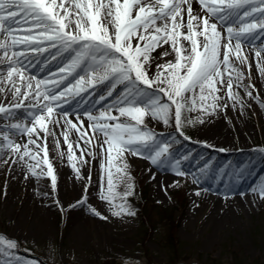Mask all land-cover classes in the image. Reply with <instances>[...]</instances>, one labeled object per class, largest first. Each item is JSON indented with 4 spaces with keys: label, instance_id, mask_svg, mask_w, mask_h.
<instances>
[{
    "label": "snow or ice",
    "instance_id": "1",
    "mask_svg": "<svg viewBox=\"0 0 264 264\" xmlns=\"http://www.w3.org/2000/svg\"><path fill=\"white\" fill-rule=\"evenodd\" d=\"M196 2L203 15L200 12L194 14L192 0H123L122 3L121 0H70L67 6L65 0H59V3L57 0H0V37H3L0 39V51L3 52L0 65L7 67L6 77L0 69V84H11L8 90L18 101L10 107L0 105V114H3L0 118H14V110L25 107L31 120V126L25 123L0 126V131L4 132L0 136V151L10 150L14 158L26 164L32 176L50 178L54 191L57 177L48 159L46 146L43 148L44 156L40 158L41 146L37 143L40 130L44 131L46 140L50 134L46 122L60 124L53 114L67 95H79L90 87L107 82V96H112L118 85H124L114 102L99 111L98 115L89 112L87 119L92 122L89 128L93 136L102 138L98 139L99 151L106 154L107 194L101 193V196L109 202L119 196L124 202L115 205L119 211L114 214L134 216L136 213L126 202L133 194V185L128 184L127 191L120 196L114 191L111 169L115 167L117 173L127 174L126 164L121 167L115 163L122 162L126 151L141 156L147 152V158L153 164L165 160L171 163L170 143L174 142H158L156 134L146 127L141 128L143 117L150 114L167 124L174 110L175 127L179 130L182 110L186 107L193 111L199 102L201 112L208 114L221 108L226 112L229 107L236 108L237 105L243 109L240 93L234 91V87L244 89L248 97L253 96L255 85L244 83L245 72L237 66V62L247 65L250 76L252 65L248 55L242 51L241 38L254 36L257 31L264 33V0ZM232 16L239 19V27L232 24L225 27V22ZM157 21L161 23L158 25ZM73 23L75 31L66 30ZM109 26L112 28L111 35ZM157 48L161 51L153 57L152 53ZM45 53L50 57V60L45 57V63L58 58L62 60L58 71L44 79L26 76L24 61L30 55L43 56ZM64 53L69 54L66 60ZM262 53L264 47L255 51L258 61L264 60ZM173 55L174 60L157 62L155 76L149 77L146 65L150 66V62L157 57ZM260 71L264 74V63ZM73 73L78 76L75 83L56 91ZM14 74L26 86L27 90L23 93L13 80ZM225 89L224 94L227 100L232 101L231 105L221 103L224 98L221 91ZM4 91L5 88L0 87V92ZM186 93H191L189 99H186ZM163 97L167 98L166 102ZM104 99L106 97L102 95L100 100ZM26 100L28 104H25ZM113 109L118 115L112 114ZM120 117L130 120L121 122ZM62 119L66 129H76L79 140L85 145L90 144L91 137L84 129L79 114L76 115L79 124L73 123L66 112L62 114ZM8 132L26 135L27 142H14ZM63 135L68 142V131ZM67 148L68 161L72 162L79 177L73 145L67 143ZM84 155L82 150L81 159ZM87 155L94 158L91 151ZM42 165L47 166L46 171ZM259 194L264 197V188ZM84 203L86 200L78 201L77 206ZM4 247L5 242L0 239V251ZM16 247V243L10 240L6 244L7 250ZM17 264L20 262L17 261Z\"/></svg>",
    "mask_w": 264,
    "mask_h": 264
},
{
    "label": "rangeland",
    "instance_id": "2",
    "mask_svg": "<svg viewBox=\"0 0 264 264\" xmlns=\"http://www.w3.org/2000/svg\"><path fill=\"white\" fill-rule=\"evenodd\" d=\"M232 25L237 27V24ZM44 64L45 61L42 65ZM60 66L62 64L50 66V70L58 71ZM237 66L245 72L244 83L254 84L255 88L252 90L253 96L248 97L244 89L234 87V91L240 93L244 107H229L221 114L226 128H231L236 133L231 149L225 146H205L200 141V136H196L200 121L203 115L207 114L201 112L199 102L193 111H189L187 107L182 110V125L179 130L175 127L174 110L170 113L167 124L150 114L143 117L141 128L146 127L156 134L158 142H174L170 143L171 163L165 160L163 163L153 164L151 159L147 158V152L141 156L126 151L122 162L115 163L121 167L126 164L127 174L117 173L115 167L111 169L114 191L120 196L127 191L128 184L133 185V194L126 202L136 213L134 216L114 214L119 211L115 205L124 202L119 196L111 202L102 198L101 193L107 194L106 154L98 152L94 154V158L88 156L91 145L84 143L80 151L84 150L85 155L82 159L81 152L76 156L80 168L79 178L82 180L81 187L76 188L73 185L66 188L63 179H57L56 189L53 191L50 178L39 176L42 181L48 182L55 195L46 214L37 216L32 208L24 207L20 200L21 195L17 192L14 194V188L17 191L23 190L19 185L12 188L11 203H6L3 196L11 188L10 180L15 170L10 168L14 158L10 154L0 166V239L5 242L4 250L0 251V264H17V261L20 264L23 261L32 264H228L230 258L235 256L241 264L264 262V197L259 194L260 189L264 188V146L260 147L264 144V74L259 70L257 63L253 65L254 69L250 70V76L247 65L237 63ZM145 67L149 71L150 68ZM77 78L78 76L62 84L59 91L69 83L74 84ZM225 91L226 89L221 91L223 101L231 105L232 101L227 100ZM185 97L189 99L191 93H186ZM166 99L163 97L165 102ZM80 114L86 115L82 112ZM126 120L130 118H120L121 122ZM40 132H43L37 140L41 146L40 158H43V148L46 146L48 159L52 163L49 150H54L55 144L47 146L44 131ZM88 136L92 140L90 129ZM180 147L182 152L179 151ZM254 147L258 149L255 158L259 160L260 166L256 175L247 179L254 186V200L249 207L233 209V221L221 231L209 234L208 229L202 227L201 219H196L198 213L194 210L203 203L205 195L210 192L207 189L208 184L219 190H229L232 186H237V179L228 177V167L233 165L234 157H251ZM199 149L206 153L208 151L216 156L215 158H227V166L216 164L215 158L200 159L186 165L189 157ZM184 153L189 155L181 156L180 160V155ZM52 158L56 160L55 152ZM22 165L26 166L24 162ZM42 167L46 171L47 166ZM196 167L198 169L195 170ZM152 168L163 169L162 172H169L170 177L163 181L158 180L151 172ZM39 171L37 168V172ZM214 172H222V176L218 174L225 178L214 177ZM54 174L56 175V170ZM192 187H198L201 192L197 201L191 195ZM216 193L212 191L211 194ZM243 193L247 194L245 191ZM81 200H86V203L77 206V202ZM88 208L99 211L101 216L88 218ZM75 212L81 214L83 221V231L78 233L80 236L76 234L74 226ZM166 212L175 221V226L170 232L172 247L166 242L167 232L163 224L164 218L161 217V214ZM142 221L147 225H143ZM31 224L36 227H30ZM9 240L16 243L15 249H6Z\"/></svg>",
    "mask_w": 264,
    "mask_h": 264
},
{
    "label": "bare ground",
    "instance_id": "3",
    "mask_svg": "<svg viewBox=\"0 0 264 264\" xmlns=\"http://www.w3.org/2000/svg\"><path fill=\"white\" fill-rule=\"evenodd\" d=\"M59 3V0H57ZM70 2V0H65L66 6ZM123 0H121V3ZM193 3V9L194 14L196 12H200L201 15H203V10L199 7L196 0H192ZM72 10V9H70ZM63 14V13H61ZM133 15H135V12H133ZM187 19V16H185V21ZM104 21L102 20L101 23ZM215 22V21H213ZM86 23V21H85ZM161 22L157 21V24L159 25ZM67 24V21H66ZM228 24H237V27H239V19L236 16H232L228 18V20L225 22V27ZM69 28L72 31H75V24L66 27V30H69ZM218 28L220 26L218 25ZM223 31V29H221ZM112 28L109 26V34L111 35ZM3 37H0L2 39ZM242 42V51L248 55L249 63L252 65L251 69H254V64L257 63L258 68L260 70L262 60L258 61L255 57V51L258 50L261 47H264V33H260L257 31V33L254 36H247L241 38ZM235 43V40L233 41V44ZM186 44V42H185ZM133 45L135 46V41H133ZM187 46V44H186ZM165 47H168V45H165ZM161 49L157 48L155 52L152 53L153 57H156V53L160 52ZM11 55V52L9 53ZM68 53H64V58L66 60V57L68 56ZM0 56H3V52L0 51ZM262 57H264V53L261 54ZM45 57L48 59L50 58L47 53H45L43 56H29L27 60L24 61V68H25V75L28 77H35L36 79H44L51 75V73L56 72V69H53L52 72H48L50 66L54 67L57 64H62L61 59H57L55 61H50L47 63V65H42V63L45 61ZM222 58V56H221ZM174 60V55L172 57H157L155 60H152L150 62V66H148L150 69L148 71L149 77H154L156 74V63L157 62H164L167 60ZM254 63H252V62ZM238 63V62H237ZM0 69H2L4 76L6 77L7 74V67L4 65H0ZM51 71V70H50ZM79 72V69H77ZM259 73V71L257 70ZM77 77L76 73H73L71 76L67 78L62 84L68 82V80H73V78ZM13 80L16 82V85L20 87L21 92L23 93L26 91V86H24V82L20 80L19 76L15 75L13 76ZM34 83V81H33ZM61 84V85H62ZM60 85V86H61ZM0 87H4L5 91L0 92V105L5 107H10L13 103H16L18 101L14 100L12 97V93L8 90L12 87L11 84H0ZM124 85H118L117 90L113 93L112 96H107V82L104 84H97L95 87H91L87 89V91L76 95V96H70L67 95L59 105L57 111L54 112L53 116L56 119L60 120V124H54V123H47L46 126L48 129V132L50 133L47 136V146H50L52 144H55L54 150L50 151V159L52 160V165L54 170H56V177L57 179H63V183H65L66 188H69L71 186H82V180L77 176L76 170L72 167V162L68 161V148L67 143H71L73 145V153L75 156H79L80 154V148H82L83 142L79 140V133L76 129L68 130L65 128L63 124L62 114L68 113L69 117L72 119L73 123L79 124V121L76 120V115L79 114L80 120L84 123V129L88 130L89 125L92 123L87 119V114L91 112L93 115H98V112L101 110H105L106 106L112 102H114L115 98L123 91ZM56 91H59V88L56 89ZM105 96L106 99L100 100L101 96ZM29 101H25V104H28ZM221 103L223 104L224 101L222 100ZM80 112L86 113L85 116L81 115ZM225 111L221 108L217 110L216 112L212 114H205L202 117L203 122L198 127V132L196 133V136H200L201 142L205 146H225L231 149L232 143L234 141V137L236 136V133L231 128H226V126L222 122L221 114ZM15 116L14 118H0V126L3 125H10L13 123H25L31 126V120L28 119V112L25 107H21L19 109L14 110ZM71 113L73 114L71 115ZM113 115H118V112L113 109L112 110ZM3 114H0L2 116ZM121 118V117H120ZM68 131V142H65L64 139V132ZM43 134V132H40ZM4 134L3 131H0V136ZM10 139H12L16 143L24 144L27 142V136L21 135L14 132H8L7 133ZM35 139V137H33ZM98 137L93 136L92 140L89 145L90 151L93 152V154H98L99 148H98ZM57 141L59 144H57ZM39 143V142H38ZM77 144H79V147H77ZM263 144V143H262ZM260 145V147L264 146ZM32 147V146H30ZM182 147H180L179 151L182 152ZM257 147H254V150L252 151L253 154H251V157L248 155L242 157L237 156L233 158V165L228 167V177H232L237 179L236 183L237 186H232L229 190H219L215 186L207 185V189L210 190L208 192L203 200V203L201 205H198L195 212L198 213L196 219H201L202 227H205L208 229L209 234H214L219 231H221L223 228H225L228 224H230L233 221L232 213L231 211L233 209H238L241 206L249 207L251 205V202L254 200V186L250 181L247 179L249 176H255L257 173V170L260 166L259 160L256 159V152ZM56 154V160L52 158L53 153ZM13 155V153L8 151H0V166L2 163L9 158V156ZM187 153H184L181 156L185 157ZM13 157V156H12ZM216 156L209 154L207 151L204 152L203 149H199L194 153L192 157H189L188 163L186 165L193 164L196 161L200 159H214ZM14 159H16V162L14 163ZM227 158L224 157H217L215 158V163L225 167ZM12 165L10 166L11 169H15L13 176L10 180V187L8 189V192L4 194L3 198L6 201V203H11L12 200V188L16 185L21 186L23 190L17 191L14 188V194L17 192L20 194V200L22 201L24 207L26 208H32L33 212L37 216H42L43 214H46L49 210V203L53 201L54 193L51 191L49 184L47 181H42L40 177L32 176L26 166L22 165V161H19L17 158H13L11 160ZM247 162V167H245V164ZM77 168H79V164L77 161H75ZM198 169L197 167L195 170ZM80 170V168H79ZM163 169L159 168H152L151 172L156 175L157 179L163 181L170 177V173L162 172ZM215 171V170H214ZM236 172H240L239 174H236ZM222 176V172H214V177H217L218 179L225 178L220 177ZM225 174V175H227ZM242 176H239L241 175ZM217 175V176H216ZM231 175V176H230ZM238 175V176H237ZM226 177V178H228ZM44 178V177H43ZM250 179V178H249ZM61 181V180H60ZM219 181V180H218ZM246 188V189H245ZM199 188L192 187L191 188V195L194 197L195 201L198 200L199 196L201 195V192L198 190ZM212 191L217 192L215 195H212ZM243 191H245L247 194H244ZM20 192V193H19ZM46 193V195H45ZM196 193H199L197 195ZM228 197V198H224ZM52 204V203H51ZM94 209H86V212L88 213V218H99L100 212L97 210H94L95 212H98L99 215H95L93 212ZM75 230L76 234L80 236L78 233L83 231V221L81 220V214L79 212H75ZM44 226V225H43ZM30 227H36L34 224H31ZM22 264H32L28 262H24Z\"/></svg>",
    "mask_w": 264,
    "mask_h": 264
},
{
    "label": "trees",
    "instance_id": "4",
    "mask_svg": "<svg viewBox=\"0 0 264 264\" xmlns=\"http://www.w3.org/2000/svg\"><path fill=\"white\" fill-rule=\"evenodd\" d=\"M142 197H143V195H142ZM145 210H146V212H148L146 208H145ZM161 217L164 218V223L163 224L166 227V232H167V234H166V240L167 241L166 242L168 243V245H170L172 247L173 246V242H172V237H171V233L170 232H171V228L175 226V221L171 218V216L167 212L161 214ZM142 224L143 225H147L145 223V221H142ZM208 264H213V263H208ZM228 264H241V262L235 256V257H231L230 258V260L228 261ZM259 264H264V262H261Z\"/></svg>",
    "mask_w": 264,
    "mask_h": 264
}]
</instances>
